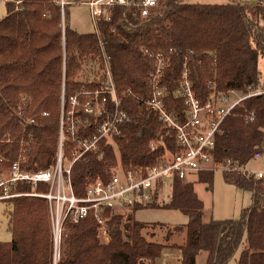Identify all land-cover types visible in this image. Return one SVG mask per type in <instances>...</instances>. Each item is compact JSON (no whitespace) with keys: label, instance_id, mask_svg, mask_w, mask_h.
Segmentation results:
<instances>
[{"label":"trees","instance_id":"trees-1","mask_svg":"<svg viewBox=\"0 0 264 264\" xmlns=\"http://www.w3.org/2000/svg\"><path fill=\"white\" fill-rule=\"evenodd\" d=\"M22 1L21 9L10 1L7 14L0 18V173L16 161L26 171L52 168L62 122L64 159L72 160L83 150L81 141L95 135L96 124L106 114L97 117L95 111L85 109L87 102L95 106L102 97L95 92L99 72L92 69L93 80L84 76L86 64L99 69L110 65L129 118L73 163L77 195H84L89 183L111 178L119 166L155 164L163 154L161 140L175 149V138L165 135L158 112L146 102L159 59L164 62L159 81L166 108L181 119L187 103L178 90L185 79L204 101L213 93L212 84L214 92L221 93L234 89L247 93L264 86L259 68V57L264 56L262 3L158 0L145 15L138 5H117L109 20L99 22L97 33L80 32L70 25L68 3L63 7L60 0ZM74 97L79 104L70 115ZM105 106L113 108L111 99ZM72 117L81 121L74 130L69 126ZM221 128L213 149L217 166L199 172V180L211 184L214 169L222 165L227 182L250 191L252 201L239 218H207L194 182L176 177L169 201L158 197L138 203L125 218L106 209L108 241L100 238L93 214L77 223L67 219L55 263L48 200L23 194L4 200L12 239L0 241V264H156L167 244L149 240L143 232L147 222L134 216L137 208L151 205L188 216L187 223L167 235L169 239L174 232H185V241L176 245L180 264H196L203 250L206 264H228L239 249L236 264H264V178L242 168L264 154V93L235 105ZM34 189L46 190L47 184L21 181L14 188Z\"/></svg>","mask_w":264,"mask_h":264},{"label":"built area","instance_id":"built-area-1","mask_svg":"<svg viewBox=\"0 0 264 264\" xmlns=\"http://www.w3.org/2000/svg\"><path fill=\"white\" fill-rule=\"evenodd\" d=\"M15 1L17 5L22 2V0ZM85 2L90 6L95 31L98 33L99 22L111 18L114 6L138 5L141 7L142 14L145 15L151 7L157 5L158 0H141L140 2L135 0H85ZM258 2L264 4V0H258ZM60 3L64 7L67 0H60ZM163 64V60L159 59L156 72L151 77V96L146 102L158 112L163 126L167 129L165 135L175 138V149H171L161 140L164 150L155 164L134 168L119 166L111 178H100L89 183L84 195H77L75 192L71 178L73 163L85 151L96 149L101 138L117 132L129 118L128 113L122 107L110 65L107 63L103 73L104 78L99 81V87L95 91L99 97L102 95L101 100L97 101L95 106L91 102L85 104V109L89 112L95 111L97 117L104 113L106 115L96 124L95 135L91 139L81 141L83 150L76 153L68 165L64 164L62 140L65 126L62 122L60 147L56 163L52 168L26 171L21 167L20 161H16L9 168L8 174L0 173V201L23 194L47 198L54 225L55 263L60 256L62 232L67 219L77 223L93 214L99 223V236L108 241L110 239L109 225L104 216L106 209L110 208L113 212L120 213L124 210H132L138 203L147 204L156 201L161 195L164 178H170L172 181L176 177L187 179L189 174L211 170L217 166L213 149L216 145V136L222 131L221 124L225 116L243 99L264 93L263 85L256 89L251 88L247 93L236 89L221 93L214 92L216 85L212 84L213 93L204 101L196 95L191 82L185 79L184 84L178 90L187 103L185 117L181 119L175 112L168 111L165 105V92L160 87L159 81ZM184 75L187 78V73ZM109 99L113 103V108L110 110L105 106ZM72 102L74 106L79 104L76 97ZM71 114L73 115L74 111ZM80 122L79 119L72 117L70 129L74 130ZM243 171L253 173L257 178H264V168L255 171L243 169ZM21 181L30 182L33 186L44 182L48 185V189L43 192L15 191L14 188ZM117 208H121L122 211Z\"/></svg>","mask_w":264,"mask_h":264},{"label":"rangeland","instance_id":"rangeland-1","mask_svg":"<svg viewBox=\"0 0 264 264\" xmlns=\"http://www.w3.org/2000/svg\"><path fill=\"white\" fill-rule=\"evenodd\" d=\"M10 1H12L14 6H16V9H21L24 7L22 3L23 1L20 5H17L18 3L15 0H0V18L7 14L8 3H10ZM187 1L202 3H226L231 0ZM236 1L247 4H255L258 2V0ZM67 3V14L70 25L80 32H94L95 23L91 16L89 4L85 1L79 0H67ZM84 68H86V73H84V76L86 75L87 77L89 75V79L91 80L95 78V75L90 74L92 69L94 68L99 72L97 75L96 83H99V81L104 78L102 77L104 69H99V67L90 64L84 65ZM259 68L261 70V80L264 84V56L259 57ZM74 109L75 106L72 103V108L69 112L70 115H72L71 113L72 111H74ZM69 160L70 159L65 158L64 164L68 165ZM242 168L245 170L252 171L264 168V154L256 156L254 159L250 160L247 164H245V166H243ZM223 170L224 167L222 165L214 169L213 180L211 184L199 180L198 173H192L187 176V179L189 181L194 182L195 190L197 191L198 196L204 202V211L205 216L207 218H239L242 209L245 206H248L252 201L251 192L248 190H242L234 184L227 182L224 178ZM7 172H9V168L2 171V173L4 174H8ZM163 182L164 185L161 190L160 199H162V201H169L173 181L170 178H164ZM46 190L39 191L37 189H34L33 191L43 192ZM7 207L8 204L6 202L0 201V241H10L12 239ZM117 210L122 211L121 208H117ZM132 211L133 209L124 210L120 212V214H122V216L125 218L129 213H132ZM134 216L138 220L147 222L148 226L143 230V232L149 240H154L167 244L163 248L159 258L156 260V264H180L181 250L176 245L185 241V232H174L173 234H171V237L169 239H167V235L168 232H170L171 230L172 232L174 231L175 226L187 223L188 216L177 209L153 205L137 208L134 211ZM100 238L103 241H107L103 237ZM239 251L240 249L228 264L237 263ZM206 259L207 251L203 250L199 253L197 257V264H206Z\"/></svg>","mask_w":264,"mask_h":264},{"label":"crops","instance_id":"crops-1","mask_svg":"<svg viewBox=\"0 0 264 264\" xmlns=\"http://www.w3.org/2000/svg\"><path fill=\"white\" fill-rule=\"evenodd\" d=\"M1 18H2V17H1ZM182 243H183V242H182ZM179 244H181V243H179ZM197 263H198V262H197ZM197 263H196V264H197Z\"/></svg>","mask_w":264,"mask_h":264}]
</instances>
